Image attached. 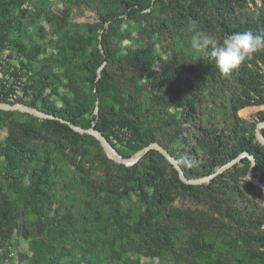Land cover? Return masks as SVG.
<instances>
[{
  "label": "rangeland",
  "instance_id": "obj_1",
  "mask_svg": "<svg viewBox=\"0 0 264 264\" xmlns=\"http://www.w3.org/2000/svg\"><path fill=\"white\" fill-rule=\"evenodd\" d=\"M168 1L153 0L149 7L140 9L134 6L135 11L127 10L124 13L128 14H124L119 0L107 2L103 7L81 0H24L21 6V10L25 11L22 19L24 28L19 33L17 47L13 43L9 47V57L21 64L23 75L27 76L25 89L31 96L24 101L25 104L31 103L33 97L37 96V106L45 104L49 108L60 110L66 103L73 104L78 98L86 97L94 101L92 115H96L95 96L100 75L92 82L91 74L93 71L98 73L106 66L100 35L110 23L105 21L106 16L116 14L119 20L115 24L116 32L127 31L130 35L129 39L121 40V46L136 42L147 48V44H151L159 60L176 59L183 78L182 88L194 100V109L200 121V125H196L194 130L188 129L185 142L194 144L195 138L196 143L200 141L205 146V152L212 150V143L202 141L201 137L209 132L221 135L223 126L230 123L221 121L222 112L218 104L221 100L219 96L223 95L222 83L224 85L225 77L216 69L210 57L191 48V39L195 33L173 21L174 11L167 7ZM123 2L121 0V4ZM208 2L209 0H205V3ZM234 6L233 13L241 15L256 9L264 10L261 1H256L255 5ZM189 12L201 13L194 6L191 11L185 10L184 18ZM3 19L5 18H0V39ZM148 30L150 33H147ZM206 30L207 28L201 30L196 24V31L211 35L218 43H222L226 37L213 35L211 30L207 33ZM8 31L16 35L13 27ZM70 37H78L84 46L67 56ZM250 67L255 69L252 65ZM258 70L261 72L262 67L258 66ZM29 73L31 75H27ZM43 74L47 75V79L36 89L33 83L42 81ZM143 82L132 76L127 77V84L131 90H135L133 92L141 89V93L147 96L141 88ZM105 92L112 93L109 82L105 84ZM210 100L215 103H209ZM2 104L12 106L0 101V105ZM168 110L172 112L173 108ZM208 113L212 125L202 123ZM41 114L35 116L15 109L0 108V145L11 120L22 122L33 119L36 123L52 120L51 116ZM237 117L242 120L238 123L241 131H246L248 137L254 135L257 140L256 133L264 131V106L248 105L237 112ZM85 118V123L90 122L91 128L94 122H91L90 116L85 115ZM60 122L69 130L86 134L75 131L64 121ZM157 139L172 145L170 135L160 133L157 134ZM117 148L125 157L123 159L135 154L126 147L117 145ZM192 148L193 158H196L192 165L202 164L204 152L195 145ZM179 149L184 152L183 156H187L185 147ZM70 155L68 149L55 155L54 171L37 188L30 184L25 174H8L3 169V159L0 158V198L4 196L8 199V208L13 215L11 237L8 240L0 238V264H120L115 260L116 252L120 250L135 264H264V246L259 241L243 240L238 230L240 227L224 217L223 210L217 205L208 204V198L215 193L217 182L210 183L209 179L191 184L196 187L188 190L182 186L187 183L180 180L179 176L177 179L170 177L168 202L161 203L160 206L168 208L171 215L175 213L182 216L185 232L177 235L186 240L187 244H190L188 239L198 231L197 238L201 239L197 240L202 248L194 251L197 254L187 259L181 258L184 251L177 245L172 247L173 253L165 252L161 258L137 254L129 241L136 242V235L131 229L137 222L139 213L145 208L140 202L141 194L150 198L158 189L154 191L143 186L142 182L130 180L118 188L113 194L114 200L110 202V194L101 190L104 182L101 167L91 166L78 157L77 162L83 169H75L67 163ZM107 157L114 163L121 164L108 155ZM117 175L121 178L123 172L118 170ZM247 175L248 173L244 180L249 181ZM250 183L256 185L254 182ZM203 184L205 185L202 186ZM256 186L257 189H254L242 184L239 189L245 204L253 208L261 221L264 219V185L259 183ZM106 196L109 201L103 205L107 203ZM96 210L99 211L97 216L94 214ZM124 223H128L129 227L123 230L125 233L122 235L121 224ZM21 228L27 231L26 236L21 235ZM263 235L264 225L254 230L255 237L261 238Z\"/></svg>",
  "mask_w": 264,
  "mask_h": 264
},
{
  "label": "trees",
  "instance_id": "obj_2",
  "mask_svg": "<svg viewBox=\"0 0 264 264\" xmlns=\"http://www.w3.org/2000/svg\"><path fill=\"white\" fill-rule=\"evenodd\" d=\"M81 1H90L97 7H103L113 0ZM119 1L121 12L124 13L127 10L135 11L134 6L140 9L149 7L153 0H124L122 4L121 0ZM256 1L264 4V0H209L208 3H205V0H169L166 5L174 11L173 21L189 30L191 22L196 21L201 30L207 28L206 32L210 33L211 30L213 35L228 36L244 31L259 35L264 34V10L256 9L242 15L233 13L234 5H255ZM23 2L24 0H0V18H5L1 23L0 50L9 49L12 43L16 47L19 44L18 36L24 28L22 19L25 11L21 10ZM194 6L201 13L189 12L184 18L185 10L191 11ZM105 21L110 23L107 30L100 35V45L106 66L98 73L93 71L91 74L92 82L97 75H100L95 96L96 115H92L94 101L86 97L78 98L73 104L66 103L62 109L56 110L45 104L37 106V96H34L27 106L51 116L52 120L39 123L33 119L22 122L11 120L0 145L3 169L8 174H25L30 184L37 188L50 176L51 171H54L55 155L64 153L68 149L71 152L67 162L69 166L83 169L77 162V158L80 157L91 166L101 167L104 178L101 190L105 194H110V202L114 200L113 194L118 191V188L129 183L130 180L142 182L143 186L154 191L158 189V192L150 198H147L144 193L141 194L140 202L142 201L145 208L142 213H139L137 222L131 229L136 235V242L129 241V243L137 254L149 258H161L165 252L173 253L171 249L177 245L184 251V256L181 258L187 259L197 254L193 253L194 251L202 248L198 241L201 238H197L198 231H196V235L188 239L190 244H187L186 240H182L177 235L185 232L182 216H177L175 213L171 215L168 208L160 206L161 203L168 202L171 191L170 177L173 176L175 179L178 177V172L165 157L159 151L150 149L130 167L116 164L107 157L100 143L93 136L69 130L60 121L74 128L89 129L90 122L85 123V115L90 116L91 122H94L91 128L105 138L122 158L125 157L120 153L117 145L136 153L155 143L177 162L187 181L212 176L216 170L235 161L238 156L246 154L247 156L240 158L229 168L210 179V183L216 181L217 184L215 193L208 198V204L217 205L223 210L224 217L240 227L238 230L243 240L259 241L264 246V235L261 238L254 236V230L264 225V219L258 220L253 208L245 204L239 189L242 184L257 189L256 185L244 180L249 170L252 177L264 185V147L254 138V135L248 137L246 131H241L238 123L242 120L237 117V112L248 105L264 106V51L255 53L251 59L234 69L229 76H224L223 95L219 96L221 100L218 104L222 112L221 121L230 123L223 126L221 135L209 132L201 137L202 141L212 143V150L205 152V146L200 141L196 143L195 138H193L194 144L185 142L188 129L194 130L196 125H200V121L194 109V100L182 88L183 78L176 59L159 60L151 44H147V48L139 46L136 42L121 46V40L129 39L130 35L127 31L116 32L115 24L119 21L118 15L108 14ZM11 27L16 35L8 31ZM147 33H150L149 30ZM78 39V37L69 38L67 56L75 49H83L84 43ZM258 66L262 67L261 72ZM129 76L144 81L141 88L145 90L147 96L141 93L140 88L136 93L133 92L135 90L130 89L127 84ZM42 78V81L33 83V87L35 85L36 89L39 88L44 79H47V75L43 74ZM107 82L111 85V94L105 92ZM209 103L214 104L215 101L210 100ZM170 107L173 108L172 112L168 110ZM210 117L208 113L202 123L212 125ZM160 133L165 136L170 135L171 146L166 144L165 140L157 139V134ZM261 135L264 139V131H261ZM192 145L204 152L202 164L192 165V161H196L195 156L193 158ZM182 146L187 149V156H183L184 152L179 151ZM250 158L254 161L253 166H251ZM118 170L123 172V177L118 178ZM178 183L180 184L179 181ZM182 186L188 190L196 187L191 184H182ZM106 200L107 203L103 205L108 204V196ZM8 204V199L2 196L0 198V238L3 240H8L12 233L13 215ZM98 213L99 211L96 210L95 216ZM128 227V223L121 224L122 235L125 233L123 230ZM20 233L26 236L27 231L21 228ZM115 257L120 264H135L125 256L122 250L116 252Z\"/></svg>",
  "mask_w": 264,
  "mask_h": 264
},
{
  "label": "clouds",
  "instance_id": "obj_3",
  "mask_svg": "<svg viewBox=\"0 0 264 264\" xmlns=\"http://www.w3.org/2000/svg\"><path fill=\"white\" fill-rule=\"evenodd\" d=\"M196 23L191 22V30L195 33L191 39V48L203 56L210 57L216 69L225 77L243 62L251 59L255 53L264 51V34L237 32L218 43L211 35L196 31Z\"/></svg>",
  "mask_w": 264,
  "mask_h": 264
},
{
  "label": "water",
  "instance_id": "obj_4",
  "mask_svg": "<svg viewBox=\"0 0 264 264\" xmlns=\"http://www.w3.org/2000/svg\"><path fill=\"white\" fill-rule=\"evenodd\" d=\"M0 108L2 109H15V110H19V111H23V112H27L30 113L32 115H42L40 112H38L37 110H34L32 108H28V107H16V106H3L0 105ZM73 129L75 131L81 132V133H86L88 135L93 136L101 145V147L103 148V150L105 151V153L109 156V154L107 153L108 151L113 152L114 156H109L110 158L114 159L116 162L121 163L123 165H125L126 167L132 166L133 164H135L148 150L153 149V150H157L159 151L164 157L165 159L173 166V168L178 172V176L180 178V180H182L183 182L187 183V184H197V183H202L204 181H207L209 179H211L214 175H216L217 173H220L222 170L230 167L232 164H234L236 161L239 160L240 157H238L235 161L223 166L220 170H218L214 175L207 177L206 179H202V180H198V181H187L185 180V178L182 175V172L177 164V162L171 158L168 153L162 149L161 147H159L157 144H151L148 147L136 152L133 156H131L130 158L127 159H123L120 155L117 154V152L112 148V146L105 140V138H103L97 131H95L93 128H90L88 130H80V129H76L73 127ZM256 138L257 140L264 145V139L261 136V134L259 133V131L256 133ZM247 156L246 154L242 155ZM251 160V166H253L254 161L252 158H250ZM247 178L250 182H254L256 185H259L258 180L254 179L252 177L251 171L249 170Z\"/></svg>",
  "mask_w": 264,
  "mask_h": 264
},
{
  "label": "built area",
  "instance_id": "obj_5",
  "mask_svg": "<svg viewBox=\"0 0 264 264\" xmlns=\"http://www.w3.org/2000/svg\"><path fill=\"white\" fill-rule=\"evenodd\" d=\"M9 56L8 48L0 50V101L16 107H28L24 102L31 96L25 89L27 76L23 75L21 64Z\"/></svg>",
  "mask_w": 264,
  "mask_h": 264
},
{
  "label": "bare ground",
  "instance_id": "obj_6",
  "mask_svg": "<svg viewBox=\"0 0 264 264\" xmlns=\"http://www.w3.org/2000/svg\"><path fill=\"white\" fill-rule=\"evenodd\" d=\"M107 153L109 154V156H114L113 152H111V151H108Z\"/></svg>",
  "mask_w": 264,
  "mask_h": 264
}]
</instances>
